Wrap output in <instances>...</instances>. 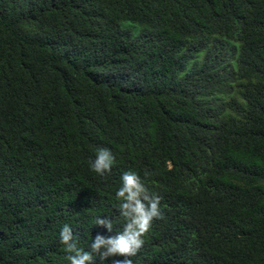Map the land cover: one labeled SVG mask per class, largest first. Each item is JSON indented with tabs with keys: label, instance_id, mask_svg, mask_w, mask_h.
Returning <instances> with one entry per match:
<instances>
[{
	"label": "trees",
	"instance_id": "16d2710c",
	"mask_svg": "<svg viewBox=\"0 0 264 264\" xmlns=\"http://www.w3.org/2000/svg\"><path fill=\"white\" fill-rule=\"evenodd\" d=\"M127 171L163 213L132 264H264V0H0V264L123 232Z\"/></svg>",
	"mask_w": 264,
	"mask_h": 264
},
{
	"label": "clouds",
	"instance_id": "9594fccd",
	"mask_svg": "<svg viewBox=\"0 0 264 264\" xmlns=\"http://www.w3.org/2000/svg\"><path fill=\"white\" fill-rule=\"evenodd\" d=\"M115 157L108 149H100L97 158L91 163L93 171L103 175L110 172ZM116 198L121 200V214L127 219L123 232L112 237L97 234L90 245V251H83L77 247L69 225L65 224L61 230V243L69 253L67 259L70 264H91L93 254L99 255L101 260L110 256H123L125 259L116 260L114 264H132L128 257L134 256L142 247L143 236L150 230L154 218H162L159 208L160 197L150 192L142 182L138 173L127 171L122 175V187L116 192ZM96 224L112 231V221L98 218Z\"/></svg>",
	"mask_w": 264,
	"mask_h": 264
}]
</instances>
